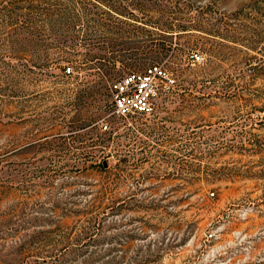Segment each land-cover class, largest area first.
I'll return each instance as SVG.
<instances>
[{
	"label": "rangeland",
	"instance_id": "1",
	"mask_svg": "<svg viewBox=\"0 0 264 264\" xmlns=\"http://www.w3.org/2000/svg\"><path fill=\"white\" fill-rule=\"evenodd\" d=\"M0 264H264V0H0Z\"/></svg>",
	"mask_w": 264,
	"mask_h": 264
},
{
	"label": "built area",
	"instance_id": "2",
	"mask_svg": "<svg viewBox=\"0 0 264 264\" xmlns=\"http://www.w3.org/2000/svg\"><path fill=\"white\" fill-rule=\"evenodd\" d=\"M194 54V60H200ZM165 72L150 66L141 73H133L116 80L111 86L114 112L120 117L147 114L155 109V102L169 84Z\"/></svg>",
	"mask_w": 264,
	"mask_h": 264
},
{
	"label": "trees",
	"instance_id": "3",
	"mask_svg": "<svg viewBox=\"0 0 264 264\" xmlns=\"http://www.w3.org/2000/svg\"><path fill=\"white\" fill-rule=\"evenodd\" d=\"M69 72H71V70H69Z\"/></svg>",
	"mask_w": 264,
	"mask_h": 264
}]
</instances>
